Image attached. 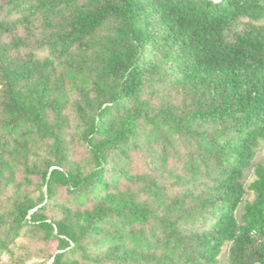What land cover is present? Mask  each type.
Returning a JSON list of instances; mask_svg holds the SVG:
<instances>
[{
  "label": "trees",
  "instance_id": "1",
  "mask_svg": "<svg viewBox=\"0 0 264 264\" xmlns=\"http://www.w3.org/2000/svg\"><path fill=\"white\" fill-rule=\"evenodd\" d=\"M262 147L264 0H0V264H264Z\"/></svg>",
  "mask_w": 264,
  "mask_h": 264
},
{
  "label": "rangeland",
  "instance_id": "2",
  "mask_svg": "<svg viewBox=\"0 0 264 264\" xmlns=\"http://www.w3.org/2000/svg\"><path fill=\"white\" fill-rule=\"evenodd\" d=\"M254 161L264 163V147H262L261 149L257 151ZM251 178H252V173L251 171H248L246 173V181L250 180ZM20 239L23 240L25 243H27L26 239L24 238H20ZM27 245L30 247V250L33 249V245L30 244L31 245L30 246L28 243ZM227 248H228V245H226L223 248L222 252L219 255V261L217 264H230L228 260V255H227ZM40 262H41V259L39 257H32L26 262V264H40Z\"/></svg>",
  "mask_w": 264,
  "mask_h": 264
}]
</instances>
